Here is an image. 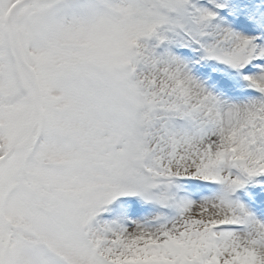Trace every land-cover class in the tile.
I'll return each mask as SVG.
<instances>
[{
	"label": "snow or ice",
	"instance_id": "6c2138e0",
	"mask_svg": "<svg viewBox=\"0 0 264 264\" xmlns=\"http://www.w3.org/2000/svg\"><path fill=\"white\" fill-rule=\"evenodd\" d=\"M0 264H264V0H0Z\"/></svg>",
	"mask_w": 264,
	"mask_h": 264
}]
</instances>
